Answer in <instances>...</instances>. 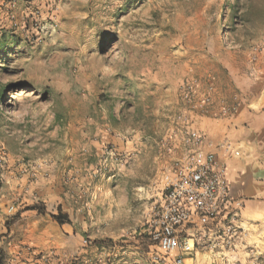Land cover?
<instances>
[{"label":"rangeland","instance_id":"374dc122","mask_svg":"<svg viewBox=\"0 0 264 264\" xmlns=\"http://www.w3.org/2000/svg\"><path fill=\"white\" fill-rule=\"evenodd\" d=\"M261 49L264 0H0V149L41 159L42 178L79 197L67 264H98L95 246L107 264L128 249L133 264H168L148 221L193 148L201 85L210 71L250 83ZM184 264H264V237L202 245Z\"/></svg>","mask_w":264,"mask_h":264},{"label":"crops","instance_id":"0c3cea01","mask_svg":"<svg viewBox=\"0 0 264 264\" xmlns=\"http://www.w3.org/2000/svg\"><path fill=\"white\" fill-rule=\"evenodd\" d=\"M253 61L247 72L250 83L230 71L208 72L201 88L207 84L215 87L212 103L207 111L193 112L189 121L202 133V151L214 154L217 164L226 168L232 198L243 203L238 249L264 237V49ZM234 106L237 110L229 111ZM44 166L41 159L32 161L27 154L0 149L3 264H67L78 252L83 227L78 219L73 220L80 210L70 207V202L79 197H62L58 186L54 190V183L42 178ZM36 205L44 207L45 213L26 210ZM59 209L69 217V224L62 225L52 217ZM16 215L19 217L12 220ZM89 254L96 263L107 264L111 252L95 246ZM123 254L127 256L118 264H133L129 249Z\"/></svg>","mask_w":264,"mask_h":264},{"label":"built area","instance_id":"2783aa9c","mask_svg":"<svg viewBox=\"0 0 264 264\" xmlns=\"http://www.w3.org/2000/svg\"><path fill=\"white\" fill-rule=\"evenodd\" d=\"M196 83L189 87L192 100ZM213 91L208 87L202 107L211 105ZM236 110L234 106L229 111ZM187 142L193 148L176 163L174 178L148 221V235L167 256L168 264H184L187 256L206 244L234 249L242 238L243 203L231 196L226 168L217 164L214 154L202 151L203 137L198 132H189Z\"/></svg>","mask_w":264,"mask_h":264},{"label":"trees","instance_id":"16d2710c","mask_svg":"<svg viewBox=\"0 0 264 264\" xmlns=\"http://www.w3.org/2000/svg\"><path fill=\"white\" fill-rule=\"evenodd\" d=\"M26 210H37L39 213H45L44 207L40 206H32L28 207ZM19 217V215H16L13 217L12 220H16ZM58 223L65 224L69 222V218L66 214H63L59 211L58 215L52 216ZM0 264H3V260L0 258Z\"/></svg>","mask_w":264,"mask_h":264}]
</instances>
